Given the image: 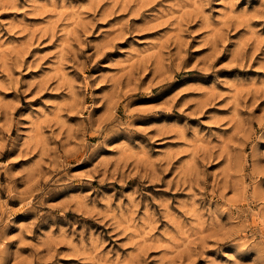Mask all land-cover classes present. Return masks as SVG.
<instances>
[{"label":"rangeland","instance_id":"rangeland-1","mask_svg":"<svg viewBox=\"0 0 264 264\" xmlns=\"http://www.w3.org/2000/svg\"><path fill=\"white\" fill-rule=\"evenodd\" d=\"M0 264H264V0H0Z\"/></svg>","mask_w":264,"mask_h":264}]
</instances>
